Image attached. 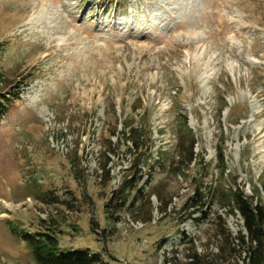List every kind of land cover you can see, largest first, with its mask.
<instances>
[{
  "label": "rangeland",
  "instance_id": "374dc122",
  "mask_svg": "<svg viewBox=\"0 0 264 264\" xmlns=\"http://www.w3.org/2000/svg\"><path fill=\"white\" fill-rule=\"evenodd\" d=\"M0 91V264H37L23 240L37 232L102 264L248 263L229 252L246 231L225 191L264 195V0H0ZM126 120L150 125L153 178L109 217L139 154ZM199 185L212 214L183 222Z\"/></svg>",
  "mask_w": 264,
  "mask_h": 264
},
{
  "label": "trees",
  "instance_id": "16d2710c",
  "mask_svg": "<svg viewBox=\"0 0 264 264\" xmlns=\"http://www.w3.org/2000/svg\"><path fill=\"white\" fill-rule=\"evenodd\" d=\"M15 99H19L16 95ZM12 103L7 95L0 91V119L4 116L9 104ZM226 105L225 107H227ZM124 130L122 131V137L131 142L130 151L139 153L135 160V173L131 178L123 179L118 189L112 192L110 199L105 205L106 213L110 217V212H118L127 205L135 207L137 203L142 202L147 197L146 187L152 182V170L148 174H144L142 168L147 165V160L150 157L145 156L141 150L145 147V151H151V131L150 125L140 122L138 127H132L133 124L127 120L123 122ZM129 128V130H128ZM178 139L179 148L185 152L187 156L188 165L192 164L195 159L193 148L196 144L195 133L188 126L187 116L181 121L178 127ZM189 143L190 148L185 144ZM188 144V145H189ZM182 156L183 153L181 152ZM159 160H162V154L158 153ZM223 170L226 169V163L223 159ZM177 173L182 174L183 169H178ZM224 173V172H223ZM147 175V179L143 185L140 182L144 176ZM264 193V183H262ZM253 194L248 195L243 188L232 186L225 191V196L228 198V206L231 209V213L235 214L237 211L241 219L243 220V230L238 232V235L231 237L229 242V252L233 256L246 253L247 264H264V198L258 187H254ZM215 190L211 192L209 187V193H205L203 186L199 185L195 188L194 193L184 203L182 207L183 222L188 219H194V215L198 212L201 213L200 219H207L212 214L211 205L215 202ZM205 198H207L205 200ZM205 205H208V209L204 210ZM165 209H161L164 212ZM112 215V214H111ZM117 219V217H116ZM23 240L30 247L34 260L37 264H102L103 257L100 253L93 252L90 249H76V250H62L59 246L58 238L51 233L37 232L33 235H24ZM167 239L160 241L157 245V249H161L162 246L167 243ZM223 252L224 249L220 247ZM194 264H205L201 262L195 256L193 257Z\"/></svg>",
  "mask_w": 264,
  "mask_h": 264
},
{
  "label": "bare ground",
  "instance_id": "6f19581e",
  "mask_svg": "<svg viewBox=\"0 0 264 264\" xmlns=\"http://www.w3.org/2000/svg\"><path fill=\"white\" fill-rule=\"evenodd\" d=\"M30 21H33L34 19L32 18V19H29Z\"/></svg>",
  "mask_w": 264,
  "mask_h": 264
}]
</instances>
